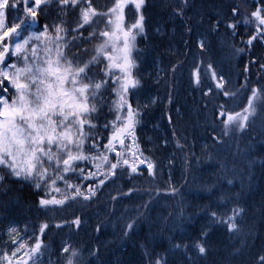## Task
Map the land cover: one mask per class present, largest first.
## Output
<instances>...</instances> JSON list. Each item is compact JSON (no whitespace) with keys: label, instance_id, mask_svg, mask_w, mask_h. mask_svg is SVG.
<instances>
[{"label":"snow or ice","instance_id":"obj_1","mask_svg":"<svg viewBox=\"0 0 264 264\" xmlns=\"http://www.w3.org/2000/svg\"><path fill=\"white\" fill-rule=\"evenodd\" d=\"M148 3L112 0L111 5L97 6L94 0H0V190L10 178L26 182L36 190L39 210L51 214L94 203L107 182L140 178L146 170L152 179L143 191L149 198L136 207L135 217L125 222L124 237L135 232L137 221L147 215L156 198L178 194L170 181L163 189L156 183L163 175V164L145 155L137 135L145 112L159 99L148 92L147 77L152 73L143 70L148 52L138 47V38L143 43L149 35ZM191 7V0H181L179 9L172 12L185 21L187 33L195 28L186 13ZM70 13L77 17L73 24L65 19ZM241 24L254 27L252 34L241 40L244 47H236ZM221 28L230 34L224 47L233 55H251L249 64L258 63L264 72V0H252L251 4L234 0L227 15H218L209 24V34L219 36ZM156 32L164 34L159 27ZM89 44L91 51L86 47ZM197 45L202 56L212 50L207 38L198 39ZM257 46L262 50L259 56L252 52ZM153 62L158 64L155 59ZM200 65L204 66V79L211 81L206 91ZM248 71L246 64L244 83L235 87L208 56L192 73L191 82L205 97L223 101L212 108V123L220 127V135L213 137L216 143L223 144L224 137L245 133L257 119H264V78L259 87H252ZM175 72V65L157 67L156 83L167 84L169 73ZM241 95L246 104L236 111L230 105ZM142 96L147 97L145 103H141ZM167 100L172 103L171 93ZM167 119L171 124V115ZM177 147L183 150L184 145L177 140ZM184 160L187 163V155ZM172 162L168 160L169 167ZM248 163L251 166L254 161ZM133 192L141 189L129 188L120 195L130 197ZM216 195L217 208L206 209L207 223L191 243L173 242L167 255L142 245L147 257L142 264H243L240 257L253 235L243 228L246 209L240 205L238 193ZM110 199L115 202L117 197ZM83 223L81 216L75 215L61 223L41 220L30 229L9 224L0 233V264H95L91 257L99 258L98 248L88 249L85 255L84 249L65 240L53 261L51 247L45 243L53 229L79 231ZM221 225L240 244L210 260L215 252L210 234ZM94 230L100 232V226ZM256 264H264V252Z\"/></svg>","mask_w":264,"mask_h":264},{"label":"trees","instance_id":"obj_2","mask_svg":"<svg viewBox=\"0 0 264 264\" xmlns=\"http://www.w3.org/2000/svg\"><path fill=\"white\" fill-rule=\"evenodd\" d=\"M216 7L214 8L215 12L212 11L210 5H205L202 9V12L204 14L205 20L207 22L209 29V24L214 22V18H217L219 16L227 15L230 11V5L234 2L233 0H213L212 1ZM219 2L221 4L219 5ZM238 2V1H237ZM112 0H94V4L97 6H104V5H111ZM214 12V13H213ZM146 15V14H145ZM148 17H150V14L148 16L146 15V21H148ZM69 24H73L76 20V14L70 13L67 17H65ZM151 19V17H150ZM149 19V20H150ZM148 31H149V25L147 23ZM229 35L225 33V30L223 28L220 29V35L217 36L216 33L209 34L208 32V40L214 41L212 39H215L216 37L219 39L218 47L215 51V56H211V59H218L222 60L224 59V55H228V52L230 49L225 48L224 45L220 47V40L223 38L225 40V37ZM148 38V37H147ZM86 47L91 51L92 45H86ZM213 47V46H212ZM224 47V48H223ZM227 49V51H226ZM219 52H223L222 59L217 58L216 55ZM83 55V53H82ZM260 85H257L256 82H252V87H259ZM115 99V97H112ZM204 103L206 104L208 108H210L208 114H206V110L204 111L205 117L212 115V108L213 103L209 102L207 98H203ZM213 102V98L210 99ZM204 120V119H203ZM191 123L194 125L187 127V132L184 131L181 134H179V138L176 137L175 141L179 140V143L184 145L183 150H180L178 147H176V150H174V158H173V165L171 170V176H172V185L175 186L179 191L178 194L175 196H167L163 197L166 200L165 208L160 209L159 213L153 212L152 214H159V217L162 218L160 220V223H155L150 228V220H152V215H146L143 219L138 220L137 224L139 223L140 228L134 233H130L128 237H124L123 239L118 240V243H120L122 250L124 249V252L121 250L119 253L121 254L119 256V261L121 264H142L143 261H146L147 257L145 256V248L142 247V245L146 246L150 251L153 253H160V254H168V250L171 248V245L173 242L175 243H191L192 240L195 238L193 237L194 231L200 226L202 223L207 221V218L205 216L206 209L211 206L213 209L217 208L216 200H217V192H227L229 195L233 194H240L239 195V201L240 205L246 209L247 214L244 217V224L243 228L245 232H248L249 230L252 231L253 235H259L261 236L259 239H254L251 243H249V239L247 240V247L243 249V255L240 257V260L243 261V264H256V261L259 259V255L263 252L264 249V196H259V192H255L253 187L246 186V183H243V180L241 179V182H239V176H233L232 174H229V169H232V161L231 157L234 152L231 151L229 155L226 156H219L217 155V144H214L207 152L208 155L211 156L214 166L216 167L217 173L213 174L214 177L212 181H207L205 179V174L208 172V169L205 168V164L209 160L208 158L204 156H200L199 153L193 152L190 145V140L188 139L186 135L190 138V133L193 130V127H195V122H193V119H190ZM206 120L204 122H201V126H204V133L206 132L205 136L210 139V136L212 134L211 129H213V125L205 124ZM257 122V120H256ZM263 122H261V119H258L259 125H254L251 129H249L247 134L250 137L249 142L258 143L261 147H258L261 152H264V130L260 133L259 127ZM215 126V125H214ZM263 126V124H262ZM211 127V129H210ZM227 141V137L224 139ZM258 140H261L262 143H259ZM225 142L223 143V145ZM243 144V143H242ZM245 145H241L243 147ZM249 146H247L248 148ZM152 153V152H151ZM158 153H152L149 154L146 152L147 156H151L153 160L157 161L158 164H162V160L158 158ZM185 155L188 156V161L185 163L184 157ZM213 156V157H212ZM256 174H259L264 169V162L259 164L257 162ZM214 173V171H212ZM253 174L251 176L253 184H261L263 181H260L258 178H256ZM231 179L233 182L231 184H228L227 181ZM134 179H131V183ZM87 183V182H86ZM116 183H112L111 181L107 182V186L115 185ZM214 185V187H213ZM243 186V188L241 187ZM211 187V191L208 189ZM163 189V188H162ZM102 191H104V188L99 193V196H101ZM121 192H127L125 189L122 191H114L113 194L107 195L106 199L108 198L107 202L110 203L111 206V212L108 215V222L112 217L116 215L114 208H116L118 205H120L121 213H122V219L125 224V222H128V212L133 209V207L136 204H139L134 198L130 197H123L120 195ZM116 196L117 200L113 202L110 197ZM31 198V199H29ZM247 198V201H246ZM160 198H156L154 201L158 200ZM17 200L20 204H23L24 206H28L27 204L29 202L33 201L32 207L30 209V214L33 216L34 210L38 207V198L36 195V190L31 187L30 185L10 180L8 181L7 185L5 186L4 190H0V205L4 206V209L9 205L12 201ZM122 202V203H120ZM98 203L104 205L105 202L98 201ZM22 208V205H21ZM4 209H0V221L2 222L1 216L4 215L3 211ZM92 208L90 206H87L85 208L84 213H91ZM221 210V208L219 209ZM67 213L70 214L71 211L67 210ZM43 214L42 210H37L35 213L36 217H40ZM62 212L60 213L61 216ZM72 214H74V211L72 210ZM148 214V213H147ZM59 216V217H60ZM148 216V217H147ZM154 217V216H153ZM130 218V216H129ZM47 219L44 217V220ZM64 219H69L68 217H64ZM148 219V222L146 221ZM48 220V219H47ZM59 221V218H58ZM52 223V222H50ZM57 223V222H56ZM1 224V223H0ZM102 223L97 224V226H101ZM94 227V226H93ZM137 228V226H136ZM149 228V230H148ZM219 231L213 230L210 234L211 238H213V247L216 245V243H220L221 246L219 248L214 247L215 252L214 254L209 258L211 259H218L222 255L226 254L227 251L233 246V244L239 245L240 240L236 238H230L226 227L225 226H219ZM124 229L123 224L121 225L119 234L122 235ZM149 231L148 239L147 240H138L137 237L140 233ZM91 240L86 242L83 240L85 236H88ZM252 237L254 238V236ZM84 236V237H83ZM86 238V237H85ZM149 240V241H148ZM93 236H91V233L88 232L87 234H81L79 232L76 233V243L74 246H77L81 249L83 248L84 243H90L94 248H96V244L93 242ZM136 243L135 248H139V254L134 255L131 253L132 242ZM152 241V242H150ZM117 242V241H116ZM212 242V241H211ZM174 258V257H173Z\"/></svg>","mask_w":264,"mask_h":264},{"label":"rangeland","instance_id":"obj_3","mask_svg":"<svg viewBox=\"0 0 264 264\" xmlns=\"http://www.w3.org/2000/svg\"><path fill=\"white\" fill-rule=\"evenodd\" d=\"M234 1V0H233ZM189 17H191V20H195V16H196V9L194 10V8L192 9H187ZM201 31L204 30V24H202L201 22H199V26H196L195 31L200 30ZM200 34L203 33V37L200 38H205L208 34V30H205L204 32H201ZM199 37V36H198ZM215 41V39H212ZM223 46V42H220V47ZM211 53V52H210ZM210 53H208L205 56H202L198 59V62L200 60H205V62H207V58L210 55ZM181 56V52H179L178 50H176V57H180ZM212 56H215V53L212 54ZM155 57L157 58V56L155 55ZM155 58V60H156ZM147 59V58H146ZM196 59V55L194 54L193 56H191V60L190 62H192L193 60L195 61ZM158 61V60H157ZM227 61L225 58L221 60V63ZM213 62V67L217 69V71H223L224 73H226V78L230 79L232 81V85L234 84V79L232 78V74L233 72L230 70L229 65L227 64H223L220 65L219 63H216L212 60ZM166 64H168V61L165 62L164 64L160 63L158 61V64H154V62L150 63L146 62L145 65H143V70L144 72L147 74L149 73L151 70H153V66L158 65L159 68H166ZM227 65V66H226ZM232 67V66H231ZM195 67L193 68H189V73L186 75L185 73H174V76L171 78L172 73H169L168 77H167V84L163 83V81L161 83H156L155 78H154V83H150L148 81L147 87H148V92L151 96L154 97H158V102L154 105H151L150 107H153L152 109H149L147 111V118L148 121L143 125V131L138 130V133L143 132L145 134L144 139L146 141V143H151L153 144V146H161V147H165L170 150H174L175 147H177V141H175V138L178 137L179 135L176 134H181L182 132L187 130L188 126H193L194 124L189 122L190 119H193L191 117V115H193V113H195L194 110V105H192L193 101H197L198 105H200V101L201 103L204 102L203 100V95H201L199 97L200 91L201 89L198 88V90H194L191 91L189 93L185 92V90L187 89V81L191 80L192 81V73L194 71ZM202 69V68H201ZM161 75H163V73H161ZM201 80H202V87L203 90L206 91L208 85L211 83V81L204 79V70H201ZM171 93L172 95V103L169 104L168 100H167V96L168 94ZM188 95V96H185ZM185 96V97H184ZM145 102L147 100V97L144 96ZM142 98V97H141ZM186 98L188 100V102L190 103V106H193L190 108L189 111H187V109L190 107L189 104H187ZM208 101H211L208 99ZM217 102H223V101H219L218 99H214L213 98V102L211 101V103L215 104ZM142 103V101H141ZM246 104V102L244 103ZM241 104L239 102V100H235L232 102V104L230 105L231 108H233L236 111H239L240 108L244 105ZM206 104H204L205 106ZM203 108V105H200V108ZM199 108V109H200ZM157 114L156 117H154ZM168 115H171L172 117V123L169 124L168 122ZM187 116V119H185L184 117ZM195 120V127H193V130L190 133V138L186 135V137L188 139L185 140H190V145H191V149L194 151H197L199 153L200 156H204L206 158H208L209 160L207 161V163L205 164V168L208 169V171H213L211 169L212 166H214L213 160L211 158V156L208 155V150L211 148V145H208L207 141H205L206 144H204L202 141H204V132L202 131V127H200L201 122L198 119H193ZM261 122H263V126L262 124L259 126L260 130L259 132L262 133L264 130V119H261ZM212 124L213 123L211 121H207L205 122V124ZM258 123V119L257 122H255L254 124ZM206 124V125H207ZM217 129L213 130L215 128V126L213 125V129H211L212 134H215V136L220 135V127L219 125H216ZM198 130V131H197ZM150 131V134H149ZM187 132V131H186ZM238 134H247V132L245 133H237L235 136H237ZM226 138V137H225ZM233 137L229 138L227 137L228 141H225V144L227 145H222V147L217 146V155H221V156H226L229 155L232 151V147L228 144L229 142H231V139ZM165 140L167 141V144L165 145ZM201 141L200 145H199V149H196L195 146V141ZM169 142H173V143H168ZM250 141V137L247 134V142L243 141V143L247 144V146H249L248 148L252 147L251 150H249V152H252V150L254 149V152L252 153L253 156H255V154L257 152H259V144L258 143H253V142H249ZM259 143H262L261 140H258ZM210 143L211 144H217L212 138H210ZM248 150H243V151H239V152H234L232 154L231 157V163H232V169H229V174H232L233 176H239V182H241V179L243 180V183H246L247 189L248 187H253L252 184L253 182L250 181V179L252 180L251 176L253 174H256V167H257V162L262 163V160H259L256 158V160H253L250 158V156L247 154ZM175 154H173V152H166V154L163 156V159H166V165L168 166V160L171 159L170 157L173 156L174 157ZM213 157V156H212ZM249 161H254V163L251 164V166H249ZM140 168L143 170L144 166L141 165ZM253 171V174L251 173ZM257 175V174H256ZM148 173L146 170H144V174L142 177H140V182H143L144 178H147ZM151 178V177H150ZM11 180L16 181L15 178H10ZM152 179V178H151ZM24 184L29 185L26 182H21ZM255 184V183H254ZM243 188V186H241ZM31 199V198H29ZM247 201V198H246ZM33 201L29 202L27 205L28 206H24L23 204H20L17 200L12 201L9 205H7L9 208V213L5 214L3 217V220L6 223L5 229L8 227L9 224H15L17 227L20 228H24L25 226H28L29 229L31 228L30 223L26 220V216H30L32 217L29 213H30V209L32 207ZM22 205V208H21ZM39 207V205H38ZM36 209L39 210L36 206ZM37 210H34V213H36ZM221 210H223V208H221ZM44 212V211H43ZM45 213V212H44ZM60 213V212H59ZM54 214H58V212L56 213H51L48 214L49 216H53ZM98 217V216H97ZM40 217H38V219H40ZM37 219V220H38ZM146 221L148 222V219H146ZM157 222L156 217L152 216V220H150V225L149 227L151 228L152 225H154ZM5 229L3 230V232L5 231ZM149 230V228H148ZM2 232V233H3ZM63 236L61 238L60 236V243H62L65 240H70V231L68 229H64L63 231ZM100 237L102 236L99 235ZM254 238L251 236L249 238V243H251L254 239H259L261 236L259 235H253ZM259 237V238H258ZM264 238V237H262ZM264 252V249H263ZM48 257H45V260H47ZM53 261H55V259L51 258Z\"/></svg>","mask_w":264,"mask_h":264},{"label":"bare ground","instance_id":"obj_4","mask_svg":"<svg viewBox=\"0 0 264 264\" xmlns=\"http://www.w3.org/2000/svg\"><path fill=\"white\" fill-rule=\"evenodd\" d=\"M213 0H198L197 3L194 5V10L196 9V16L195 18L198 16V14H200L202 12V5H209ZM172 12L173 10H168V16L170 19H173L177 22H180V23H184L183 25L181 26H175V27H169L167 26V23L168 21H166V9L164 6H160V5H156L155 7V19L153 18V22H158L160 24H163L166 26V32H163L164 34L163 35H160L159 33H155L154 37H153V43L150 44V45H147L146 46V51L148 52V56H147V60L148 62L152 63L155 59V55L157 56V54L161 51V50H164V51H167L169 48L166 46L167 44L171 45V46H176L178 51L181 52V55L183 56H180V60H177V61H171V60H168V64H166V68H169L173 65L176 66V72L175 73H178L180 71V69L183 70V67L182 66H185L186 68H190L192 67V63L185 60L187 58H184V57H191L195 54V51L194 49H191L188 45V42H187V38H188V34L190 33H187L185 32L184 30V25H185V21L180 19V18H174L172 17ZM187 16H189V14H187ZM158 20V21H157ZM189 24H191V21H188ZM216 44H218L217 41H215ZM214 44V41H211V45H215L214 47L217 48L218 45ZM216 51V49H215ZM245 56V55H244ZM217 58H220L222 59L223 57V52H219L217 55H216ZM246 57V56H245ZM169 58V57H168ZM224 58L228 61H230V56H228L227 54L224 55ZM252 58L247 55V60L245 59H241V60H238L235 65L236 67L238 68V77H240V75L242 74V76L244 75V67L246 64L249 65V71L250 73H247V76L248 77H251L252 80H257L259 78H264V72H261L258 68V63L253 65V64H249V61L251 60ZM181 64V65H179ZM194 105V110H195V116L197 115V112H198V109L200 108V105H198V102L197 101H193L192 102ZM190 106V104H189ZM193 107V106H190L187 111L190 110V108ZM206 110L205 107H201L199 109V115L197 116L198 117V120L200 122H204V120H206V122L209 120L212 122L213 120V117H210V118H207L205 117L204 115V111ZM157 114L154 116L156 117ZM185 119H187V116L184 117ZM204 119V120H203ZM171 160L173 161V156L170 157ZM255 158L259 159V160H262L264 162V152H257L255 154ZM166 161V159H164ZM172 165H173V162H172ZM211 169L214 171V173H212V171H208L206 172L207 174H205V179L204 180H207V181H212L215 173H217L216 171V167H211ZM253 174V171L251 172ZM256 178H258L260 181H263L261 184H252L253 186V189L255 192H259L260 195L259 196H264V169L257 175H254ZM141 185H145V181L143 182H140ZM140 204H136L133 209H131V211L128 212V217H135L136 215V212H135V209L137 206H139ZM88 206V205H87ZM81 207L79 205H76L73 209L74 211V215H79V216H82L84 214V211H85V208L87 207ZM152 210V206H151V209L150 211ZM149 211V212H150ZM148 212V213H149ZM207 223L204 222L202 223L200 226H198V228L194 231V233L192 234L194 238H196L200 232V230L204 227V225ZM219 227L214 229L216 231H219ZM212 233V232H211ZM101 237H106L107 234L106 233H100L99 235H101ZM148 235H149V231H145V232H142L139 234V236L137 237L138 240H147L148 239ZM213 238H211L210 242L213 243ZM149 241V240H148ZM152 242V241H150ZM136 246V243L133 241L132 242V247L131 248V253H133L134 255H138L139 254V251L140 249L139 248H135ZM221 246V244L218 242L216 243V245L214 247L216 248H219ZM109 247V250L112 251V252H119L122 250L121 248V245L120 243L116 242V241H111L108 245ZM124 250V249H123Z\"/></svg>","mask_w":264,"mask_h":264},{"label":"flooded vegetation","instance_id":"obj_5","mask_svg":"<svg viewBox=\"0 0 264 264\" xmlns=\"http://www.w3.org/2000/svg\"><path fill=\"white\" fill-rule=\"evenodd\" d=\"M252 2V1H251ZM254 26H251V25H244V24H241L240 28H239V31H238V35H237V38L236 40L234 41L235 43V46L236 47H244V45L241 43V40H246L248 38V36L250 34H252V29H253ZM196 40L198 41V36H196ZM262 50L257 46V47H254L252 49V52L256 54V56H259L260 52ZM246 57H245V56ZM247 55L249 54H242L241 56H239L238 60H241V59H245L247 60ZM251 58L252 56L249 55ZM237 60V61H238ZM250 73V72H248ZM245 75V74H244ZM245 78V77H244ZM244 79H242L243 81Z\"/></svg>","mask_w":264,"mask_h":264}]
</instances>
